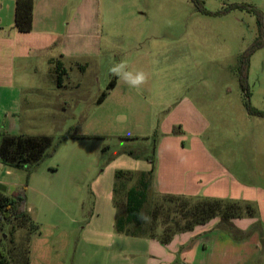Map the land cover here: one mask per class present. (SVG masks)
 <instances>
[{
	"label": "rangeland",
	"instance_id": "1",
	"mask_svg": "<svg viewBox=\"0 0 264 264\" xmlns=\"http://www.w3.org/2000/svg\"><path fill=\"white\" fill-rule=\"evenodd\" d=\"M49 1V20L39 21L40 28L65 33L71 26V51L103 52L86 74L71 63L64 78L71 89L48 85L50 76L35 58L21 75L18 70L19 78L28 75L23 130L54 143L70 136L38 166L9 168L0 160V192L12 194L28 183L31 216L42 233L0 214V264H26L28 250L30 264H110L98 225L109 227L108 236L115 217L97 216L93 191L114 182L115 170L148 163L154 141L156 148L207 147L202 156L217 160L218 179L204 168V198L253 205L264 250V116L246 109L248 102L264 112V0ZM120 61L127 71H144L146 83L132 88L112 74ZM121 113L128 116L125 123L115 119ZM4 125L0 136L7 134ZM156 196L145 205V229L139 226L143 234L152 230L162 237L170 224L165 213L151 219ZM123 259L131 264L133 256L128 251Z\"/></svg>",
	"mask_w": 264,
	"mask_h": 264
},
{
	"label": "crops",
	"instance_id": "2",
	"mask_svg": "<svg viewBox=\"0 0 264 264\" xmlns=\"http://www.w3.org/2000/svg\"><path fill=\"white\" fill-rule=\"evenodd\" d=\"M49 2L51 1L35 0L33 29L29 33H20L14 28L16 0H0V124L5 123V131L9 135H35L23 130L21 125L23 92L29 87L28 75L24 79L18 77V70L21 71V75L32 58L42 62L43 70L50 76L47 79L48 85L61 90L71 89V85L64 80L70 76L71 63L86 74L90 68V61H97L102 57L103 51H71V26L65 33L38 26L39 21L44 23L49 20L46 15L50 7ZM5 12L7 20L6 15L3 16ZM37 12L39 16L44 13L43 18L39 16L37 18ZM80 60L86 62L82 63ZM44 83L46 84V81ZM80 85L81 83L77 84L78 87ZM117 87L116 80L114 88L110 91L114 92ZM1 131L0 126V133ZM171 131L167 132L170 136L173 135ZM144 140L150 141V137H145ZM204 151L207 153L208 149L203 145H195V150L192 145L191 150H188L185 143L177 146L159 144L156 148V142L155 144L153 142L154 162H151L149 158L151 155H148V163H138L136 168L130 170L117 169L114 172V182L99 183V188L93 191L97 216L105 213L107 216L115 217L108 236L104 231L109 227L98 225L99 238L104 239L105 246L110 249V264H123V256L128 251L133 256L131 264H264V250L261 248L256 211L249 216L250 218L245 219L241 217L227 220L217 217L206 224L180 231L169 238L151 234L149 229L150 232L146 231V234H143L145 226L141 229L142 227L136 223L128 224L123 230L118 229L119 218L127 213L128 192L133 188H141L144 183L148 188L146 202L142 208L143 214L152 194L157 195L156 197L164 195L205 197L207 191L203 192L204 168H208L207 175L212 173V169L215 170V179H218V171L215 169L217 160L210 155L204 160L202 156ZM126 152L132 158L140 159L134 150ZM158 152H161L159 157ZM122 179L124 180L121 181ZM119 181L123 183V188L119 187ZM119 190L121 202L117 201ZM31 209L27 195V211L32 218ZM36 226V235L42 234L40 227L37 224Z\"/></svg>",
	"mask_w": 264,
	"mask_h": 264
},
{
	"label": "trees",
	"instance_id": "3",
	"mask_svg": "<svg viewBox=\"0 0 264 264\" xmlns=\"http://www.w3.org/2000/svg\"><path fill=\"white\" fill-rule=\"evenodd\" d=\"M34 7L35 0H16L14 28L18 32L29 33L32 31ZM115 82L116 80L114 79L110 83L109 91L114 88ZM241 84L243 88L246 87L245 76L241 78ZM106 95L104 94L102 97L104 98ZM246 109L251 115L264 116V112L251 108L248 102H246ZM69 136V133H66L57 143H54L52 137L45 135L3 134L0 136V160L9 168L38 166L47 157L52 156L59 145ZM154 157L155 155L152 153L149 157L151 162H154ZM147 188L148 185L144 183L141 188H133L128 192L127 213L118 220L119 230L125 229L130 223L145 226L147 217L142 213V208L146 202ZM255 211V208L250 203L204 197L189 198L164 195L154 203L150 217L152 220H156L162 213H165L170 226L164 228L163 237L169 238L180 231L192 229L196 225L206 224L217 217L232 220L241 218L244 215L252 216ZM0 214L6 222H10L12 219H19L30 223L33 227V232L37 228L27 211L26 186L17 189L12 194L0 192ZM151 234H154L152 230ZM26 264H30V250H28Z\"/></svg>",
	"mask_w": 264,
	"mask_h": 264
},
{
	"label": "clouds",
	"instance_id": "4",
	"mask_svg": "<svg viewBox=\"0 0 264 264\" xmlns=\"http://www.w3.org/2000/svg\"><path fill=\"white\" fill-rule=\"evenodd\" d=\"M127 62L120 61L113 65L109 71L122 79L125 83H127L132 88H140L147 81V74L142 70L136 71H127ZM116 121L118 123H125L128 119V116L124 113L118 114L116 116Z\"/></svg>",
	"mask_w": 264,
	"mask_h": 264
}]
</instances>
